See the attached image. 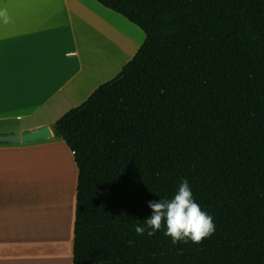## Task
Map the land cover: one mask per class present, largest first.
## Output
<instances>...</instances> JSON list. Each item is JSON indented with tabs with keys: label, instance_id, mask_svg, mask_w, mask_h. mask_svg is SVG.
<instances>
[{
	"label": "trees",
	"instance_id": "1",
	"mask_svg": "<svg viewBox=\"0 0 264 264\" xmlns=\"http://www.w3.org/2000/svg\"><path fill=\"white\" fill-rule=\"evenodd\" d=\"M95 1L145 41L53 126L79 171L73 264H264V0ZM182 180L214 233L138 235Z\"/></svg>",
	"mask_w": 264,
	"mask_h": 264
},
{
	"label": "crops",
	"instance_id": "2",
	"mask_svg": "<svg viewBox=\"0 0 264 264\" xmlns=\"http://www.w3.org/2000/svg\"><path fill=\"white\" fill-rule=\"evenodd\" d=\"M0 8L11 18L0 21V135L44 127L53 133L29 143H0V264L54 258L73 264L79 171L53 126L121 73L141 36L123 38L120 28L132 23L95 0H0ZM118 34L121 41L113 42ZM22 177L40 193L24 194ZM60 184L66 195L54 194ZM60 215L66 256L57 251ZM47 252L52 253L43 259Z\"/></svg>",
	"mask_w": 264,
	"mask_h": 264
},
{
	"label": "clouds",
	"instance_id": "3",
	"mask_svg": "<svg viewBox=\"0 0 264 264\" xmlns=\"http://www.w3.org/2000/svg\"><path fill=\"white\" fill-rule=\"evenodd\" d=\"M7 8H0V21L10 22ZM151 215L144 220L143 226H136L138 235L147 232L153 236L166 224L165 235L171 237L172 243L191 242L199 244L215 231L212 216L201 209L195 202L187 180L180 182L178 191L171 199H159L148 202Z\"/></svg>",
	"mask_w": 264,
	"mask_h": 264
},
{
	"label": "rangeland",
	"instance_id": "4",
	"mask_svg": "<svg viewBox=\"0 0 264 264\" xmlns=\"http://www.w3.org/2000/svg\"><path fill=\"white\" fill-rule=\"evenodd\" d=\"M120 26V25H119ZM131 26H133L132 28L130 27H123L122 26V28H120V31H121V33H123V38H127L128 36H133V37H136V35H137V33L139 32V34H140V42H139V44L138 43H136L135 42V45H134V47H133V49L132 50H130L128 53H127V55H126V58L125 59H127L126 61H127V63H129L133 58H134V56L137 54V52L139 51V49L141 48V46L143 45V43H144V41H145V34H144V32L141 30V29H139L137 26H135L134 24H132ZM134 30V31H133ZM118 36V37H117ZM115 35L114 37L115 38H113V42H117V43H119V41H121V36L118 34V35ZM134 50H135V52H134ZM133 53V54H132ZM131 55V56H130ZM126 65V64H125ZM119 75V74H118ZM117 75V76H118ZM117 76H115L113 79H115ZM112 80V79H111ZM58 153H60V152H58ZM61 155H62V157L64 158V155L61 153ZM29 173L31 174L32 172L31 171H29ZM28 174V173H27ZM38 174H39V172L37 171V176L35 175V177H38ZM26 175L24 174V176L23 177H25ZM74 176V175H73ZM23 177H22V184H24V185H22V187H23V192H24V194H39L40 192H39V190H38V188L36 187V184L35 183H33L32 184V187L30 188V187H26V185H25V183H23L24 181H23ZM74 183H75V178H74ZM60 187H58L57 185L56 186H53L54 188H53V191H55V193L54 194H61V195H64L65 193H64V189H62V187H61V184L59 185ZM67 187V186H66ZM66 187H65V189H66ZM66 195V194H65ZM71 195V194H70ZM74 195V194H73ZM73 195H72V199H71V202H72V204H73ZM40 200V199H39ZM72 204H71V216H72ZM60 226H59V228L58 229H56V237H57V239L58 240H61L62 239V242H61V244H59L60 245V248H58L57 249V251H58V255L59 256H66L67 255V253L69 252V251H67V253L65 252L66 251V246H67V234H66V229L65 230H63V228H64V225H63V223H62V218H61V215H60ZM65 228H66V226H65ZM39 229H37V227L35 228V231L37 232ZM69 242L71 243V240H69ZM57 246H58V244H57ZM56 246V247H57ZM59 247V246H58ZM70 248V247H69ZM70 250V249H69ZM49 253H52V252H47L45 255H43V259H46L45 257H47L48 255H49ZM40 260V261H44V260ZM40 261H38V263H40ZM43 264H57V260H56V258H54V260H51L50 262L49 261H46V262H43Z\"/></svg>",
	"mask_w": 264,
	"mask_h": 264
},
{
	"label": "water",
	"instance_id": "5",
	"mask_svg": "<svg viewBox=\"0 0 264 264\" xmlns=\"http://www.w3.org/2000/svg\"><path fill=\"white\" fill-rule=\"evenodd\" d=\"M123 78V76L121 77ZM53 137L52 130L49 127H44L34 132L26 134H10L0 135V143H29Z\"/></svg>",
	"mask_w": 264,
	"mask_h": 264
}]
</instances>
